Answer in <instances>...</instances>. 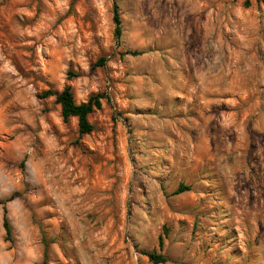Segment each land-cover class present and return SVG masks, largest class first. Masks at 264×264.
<instances>
[{
	"label": "rangeland",
	"instance_id": "rangeland-1",
	"mask_svg": "<svg viewBox=\"0 0 264 264\" xmlns=\"http://www.w3.org/2000/svg\"><path fill=\"white\" fill-rule=\"evenodd\" d=\"M0 202V264H264L263 0H0Z\"/></svg>",
	"mask_w": 264,
	"mask_h": 264
},
{
	"label": "trees",
	"instance_id": "trees-1",
	"mask_svg": "<svg viewBox=\"0 0 264 264\" xmlns=\"http://www.w3.org/2000/svg\"><path fill=\"white\" fill-rule=\"evenodd\" d=\"M264 3V0H263ZM248 5V2H247ZM114 21L117 25L116 28V36L119 37L121 35L120 30V18L117 11V7L115 6V14H114ZM139 53L134 52L132 55H138ZM106 63V58H101L98 61V65L104 66ZM54 96L56 97V103L60 105L61 107V114L62 118L65 122L70 120L71 118H76L78 121V127H79V134L82 135H89L94 131L93 125L89 121V116L98 109H101V98L102 96L96 95L89 98V100L82 104H77L74 100L73 92L70 87H66L62 92L60 93H54L51 91H47L44 94V97H50ZM189 187L180 186L177 190V194L183 193L185 191H189ZM0 204H3V202H0ZM3 227L6 232V239H11V228L10 224L7 218V209L4 207V217H3ZM159 247H163V238H160L159 241ZM149 258V261L152 264H165L167 263V259L156 252L150 253L147 255Z\"/></svg>",
	"mask_w": 264,
	"mask_h": 264
}]
</instances>
